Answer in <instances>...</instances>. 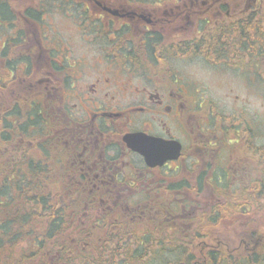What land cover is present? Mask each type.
<instances>
[{"label": "flooded vegetation", "instance_id": "obj_1", "mask_svg": "<svg viewBox=\"0 0 264 264\" xmlns=\"http://www.w3.org/2000/svg\"><path fill=\"white\" fill-rule=\"evenodd\" d=\"M46 1L20 2L17 9L8 5L15 16L4 22L10 28L4 40L23 39L16 47L30 60L0 66L9 78L0 80V114L15 119L17 105L33 132V117L44 118L49 176L67 193L82 194L85 209L126 208L157 225L187 230L218 208L214 200L235 178L246 185L263 176L257 123L240 116L227 126L224 115L210 111L190 130L195 100L184 84L191 83L171 75L168 66L170 58L195 52V40L231 38L237 20L249 27V14L260 0H53L67 24L83 33L97 29L90 42L110 53L94 62L69 58L70 47L62 45L52 19L44 18ZM244 57L217 56L209 64L236 66ZM249 58L257 63L263 57ZM135 134L148 161L124 140ZM20 142L33 148L32 142ZM170 142L179 144L178 156L162 160ZM208 193L214 200L206 213L186 212L197 206L199 194Z\"/></svg>", "mask_w": 264, "mask_h": 264}, {"label": "trees", "instance_id": "obj_2", "mask_svg": "<svg viewBox=\"0 0 264 264\" xmlns=\"http://www.w3.org/2000/svg\"><path fill=\"white\" fill-rule=\"evenodd\" d=\"M8 5L0 0V27L15 16ZM249 16V27L237 20L231 38L215 36L204 44L195 40L192 54L208 63L227 54L260 58L264 55V9L253 8ZM219 32L226 34V30ZM0 39V66L29 62L28 54L19 55L16 47L23 39ZM4 70L0 68L2 81L9 80ZM13 112L15 119L0 114V264H264V245L257 233L247 220L242 223L230 212L245 217L254 200L262 205L264 173L246 181L234 198L214 207L186 231L178 224L157 225L147 215L138 217L126 208L85 209L82 194L67 193L60 180L49 176L44 118L33 117V132L25 112L17 105ZM20 140L32 142L33 148ZM261 155L264 167V146ZM222 221L240 222L236 229L247 231L244 237L239 235L245 244L231 247L221 235Z\"/></svg>", "mask_w": 264, "mask_h": 264}, {"label": "rangeland", "instance_id": "obj_3", "mask_svg": "<svg viewBox=\"0 0 264 264\" xmlns=\"http://www.w3.org/2000/svg\"><path fill=\"white\" fill-rule=\"evenodd\" d=\"M7 1L8 3L14 4L17 9L18 4L20 2L24 1H31V0H4V2ZM53 0L46 1L47 5V12L49 15L44 14V18L52 19L50 20L51 26L56 28V34L60 36L62 39V45H68L70 47L69 50V58L75 60H79L82 58H89L93 62L96 60V57L98 55H106L109 54V48L106 47H96L94 44L90 42V40H93L96 35H98L97 29L94 28L91 29L88 32H84L83 30L79 29V27L76 26L74 23L67 24V20L61 18L62 13L55 12L56 10L53 9ZM254 5L253 3H251ZM11 5V4H10ZM254 8L260 7V9H264V0L258 1L257 4L253 6ZM15 10L16 12V9ZM77 22V21H76ZM3 27V28H2ZM10 32V28L6 26V24H3L0 27V38L5 36L7 33ZM46 41H48L47 37H45ZM2 44V39H0V47ZM262 46L264 47V37L262 38ZM264 53V52H263ZM52 57H58V54L55 52H52ZM45 54L42 53L41 57H43ZM261 57H264V55H260ZM234 54H227L224 58H234ZM201 58V59H200ZM204 57L198 55L192 54L190 52L187 55H180L178 58H170L168 60V66L170 67V74L176 75L178 80H182L185 82H189L191 84H184L186 88L192 93L191 95L194 97L192 99L195 100L194 110H192V114L190 117V123L189 126L190 130H193L196 127L195 120L201 121L205 114L210 113L212 111L213 113L222 114L224 117H226V124L227 126L233 123L237 124V122L232 123V117H245L249 122L251 120L255 121L258 126V136H255L256 141H258L259 144L264 146V119L259 118H253L248 115V113L245 111L243 107V100L245 98V95L252 92H260L264 91V58L260 59V61L257 62V66H254L256 63L251 62V59L248 57H244L242 60L247 64L248 67H244L239 65L240 63L237 62V65L230 66H212L206 60L204 61ZM216 59H214L215 61ZM35 61V60H34ZM199 62L209 69H211L214 73V82L216 87L221 90L223 93H225L228 98L232 101L233 109L231 111H228L224 108H222L220 105L216 103V101L209 97L208 92L206 88L198 81L192 79L189 77L185 72H183L178 65L180 63H192V62ZM224 59L221 60L223 62ZM206 62V63H205ZM250 63V64H249ZM254 66V67H252ZM37 78L39 77L38 74ZM263 77V78H262ZM210 105L212 108L208 107ZM202 107V109H200ZM200 110V111H199ZM219 112V113H218ZM215 126L220 124L218 117L216 116L215 122L213 123ZM233 138V137H232ZM252 140V137L250 138ZM254 159V158H253ZM242 185V180L240 178H235V181L231 184V187L225 192L223 195L219 196V199H208V194H199L198 201L196 203V207L188 208V213H195V210H199L200 214H202L203 211L208 209V205L210 206L211 203L214 201H217V204L222 205L226 203V199L234 198L233 195H235L237 189L240 188ZM228 210H226L227 212ZM233 215L232 218H235L234 215H236V219L239 218L243 221H240L244 223L247 220L248 226H252L254 231L257 233V238L260 243L264 245V201H262V205L259 201L252 202V206L250 207V213H246L247 216H240L235 211H230ZM203 213H206L203 212ZM196 214V213H195ZM240 222H231V221H222L220 223L221 227V235L227 239V243L233 247L236 245H240L241 241L239 238V235L244 237L245 233L247 231L236 229V227H240ZM186 231V229L184 230ZM238 231H241V233H238ZM244 231V232H243ZM256 246V245H255Z\"/></svg>", "mask_w": 264, "mask_h": 264}, {"label": "clouds", "instance_id": "obj_4", "mask_svg": "<svg viewBox=\"0 0 264 264\" xmlns=\"http://www.w3.org/2000/svg\"><path fill=\"white\" fill-rule=\"evenodd\" d=\"M178 67L189 77L200 82L206 88L209 97L214 99L218 105L228 111L233 109L232 101L216 87L214 73L211 69L195 61L180 63ZM243 107L249 116L264 119V91L246 94Z\"/></svg>", "mask_w": 264, "mask_h": 264}, {"label": "water", "instance_id": "obj_5", "mask_svg": "<svg viewBox=\"0 0 264 264\" xmlns=\"http://www.w3.org/2000/svg\"><path fill=\"white\" fill-rule=\"evenodd\" d=\"M138 134H135V135H125L124 136V140L125 142L127 143V146L134 150L135 152L137 151L138 153H140V155H142L144 157V159L146 161L147 160V157H148V150L145 149L142 145H135V138ZM166 144H169V143H166ZM174 145V147H173ZM179 144L175 143V142H170V145L169 146H166V152L165 154H163L162 156V160H171V158H176L180 151V148L178 147ZM171 148V150L169 149Z\"/></svg>", "mask_w": 264, "mask_h": 264}]
</instances>
